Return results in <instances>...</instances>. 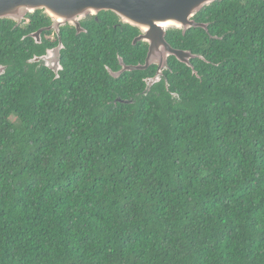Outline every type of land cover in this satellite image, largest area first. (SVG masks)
<instances>
[{"label":"trees","instance_id":"16d2710c","mask_svg":"<svg viewBox=\"0 0 264 264\" xmlns=\"http://www.w3.org/2000/svg\"><path fill=\"white\" fill-rule=\"evenodd\" d=\"M193 20L165 39L202 59L145 94L155 66L107 71L147 53L112 13L60 30L58 78L0 21V264H264V0Z\"/></svg>","mask_w":264,"mask_h":264},{"label":"water","instance_id":"95a60500","mask_svg":"<svg viewBox=\"0 0 264 264\" xmlns=\"http://www.w3.org/2000/svg\"><path fill=\"white\" fill-rule=\"evenodd\" d=\"M218 0H0V20H8L17 27L29 14L42 11L51 20L46 30L59 35L61 27H72L75 34H87L81 22L89 17H96L100 12H110L117 20L139 31L133 40V45L143 42L148 46L143 64L125 66L118 58L121 69L118 72L107 70L109 75L117 79L123 72L144 71L150 66H156L155 75L146 80L144 94L149 92L154 84L161 81L163 72L168 69V60L173 57L176 61L192 68L190 60L200 56L192 55L189 51L173 49L166 42L169 30L181 31L184 35L190 29H203L207 31L206 24L196 23L193 18L204 8L216 3ZM38 31L34 38L39 37ZM61 43L49 51L45 56L33 58L29 63L40 62L51 70L58 78L60 66ZM7 67L0 65V77ZM117 102L129 104L132 101Z\"/></svg>","mask_w":264,"mask_h":264},{"label":"flooded vegetation","instance_id":"af4514ba","mask_svg":"<svg viewBox=\"0 0 264 264\" xmlns=\"http://www.w3.org/2000/svg\"><path fill=\"white\" fill-rule=\"evenodd\" d=\"M36 13L37 12H35V13H33V14H29V15H27L23 20H22V22H21V24L19 25V26H17V27H14L15 26V24L13 23V22H11V21H9V22H11L12 23V28H11V30H13V29H15V28H21V30L23 31V32H25V31H29L30 30V28H31V24H32V22H31V19L32 18H35L36 16ZM38 13H41V15H43V16H45L44 14H43V12L42 11H38ZM38 17H40V16H38ZM46 17V16H45ZM47 19H48V24H46V25H44V26H42V27H39V28H37L36 30H34V31H29V32H26V33H24L22 36H21V39L20 40H24V39H29L31 42H32V44L34 45V46H38V48H37V54L36 53H33L28 59H26V64H28V65H31V66H33L34 67V70L35 71H37V70H41V69H46V70H48L51 74H53V77H54V73L51 71V70H49L47 67H45V66H43V65H41L40 64V62H37V63H31V64H29L28 63V61L29 60H32L33 58H40V57H43V56H45L49 51H51V50H53V49H55L58 45H59V43H61L62 44V41H61V36H60V30L62 29V28H65V27H68V26H65V27H61L60 29H59V35H56L54 32H52L51 30H46L48 27H50V25H51V20L48 18V17H46ZM91 18H95V17H89V18H87V19H85V20H88V19H91ZM0 21H3V20H0ZM5 21V20H4ZM6 21H8V20H6ZM84 21V20H83ZM82 23V22H81ZM118 23H119V25H124V24H122V23H120L119 21H118ZM69 28H72V27H69ZM72 29H74V28H72ZM135 29V28H134ZM75 30V29H74ZM38 31H41V33L39 34V37H37V38H34L33 37V35H35ZM139 35V31L137 30V35H136V37ZM135 37V38H136ZM134 38V39H135ZM138 43V42H137ZM143 43V42H142ZM133 44V43H132ZM145 44V43H144ZM136 45V44H135ZM62 46H63V44H62ZM64 49V46H63V48H62V50ZM147 49H148V46H147ZM62 50L60 51V61H61V52H62ZM145 60V59H144ZM143 63H144V61H143ZM119 65V68L116 70V71H114V72H118V71H120V69H121V65H120V63L118 64ZM125 65V64H124ZM125 66H132V65H125ZM133 66H135V65H133ZM149 68V67H148ZM147 68V69H148ZM156 70H157V67L155 66V72H154V75H155V73H156ZM131 72H133V71H131ZM165 72V71H164ZM164 72H163V77H162V79L164 78ZM123 73H130V72H123ZM122 73V74H123ZM121 74V75H122ZM120 75V76H121ZM153 75V76H154ZM152 76V77H153ZM152 77H149V78H146V79H144V83L146 82V80H148V79H150V78H152ZM145 85H146V83H145ZM146 87V86H145Z\"/></svg>","mask_w":264,"mask_h":264}]
</instances>
